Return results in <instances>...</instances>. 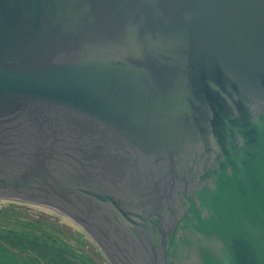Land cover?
Here are the masks:
<instances>
[{"label":"water","instance_id":"95a60500","mask_svg":"<svg viewBox=\"0 0 264 264\" xmlns=\"http://www.w3.org/2000/svg\"><path fill=\"white\" fill-rule=\"evenodd\" d=\"M0 198L133 264H264V0H0Z\"/></svg>","mask_w":264,"mask_h":264},{"label":"trees","instance_id":"16d2710c","mask_svg":"<svg viewBox=\"0 0 264 264\" xmlns=\"http://www.w3.org/2000/svg\"><path fill=\"white\" fill-rule=\"evenodd\" d=\"M20 203L0 204V264H99L86 253H95L92 256L100 264L109 263L87 239L76 238L74 229L58 216Z\"/></svg>","mask_w":264,"mask_h":264},{"label":"rangeland","instance_id":"374dc122","mask_svg":"<svg viewBox=\"0 0 264 264\" xmlns=\"http://www.w3.org/2000/svg\"><path fill=\"white\" fill-rule=\"evenodd\" d=\"M8 200H5L3 198H0V204H5L7 203ZM18 202H21L23 205H25L29 210H32V211H48V212H51L52 214L58 216L61 221L65 222L66 224L70 225L74 230V232L76 233L74 236L76 238H79V239H82V237H84L85 239H87L89 241V244L91 245V247L93 248V250L98 253V256L101 255L102 253L100 252V250L98 249V247L96 246V244L94 243V241L92 240L91 237H89L83 230L82 227H80L79 225H77L73 219H71L70 217L68 216H65L62 211H58V209L52 207V206H49V205H44V204H41V203H32V202H23V201H19L17 200ZM20 203V204H21ZM81 233V234H80ZM75 243V242H73ZM98 251V252H97ZM8 256H9V253L8 251H6ZM95 253H93L92 255H94ZM91 255V253H90ZM86 253V258L88 259H91L92 261L96 262V263H99V260H97L96 258H94V256H90ZM97 256V258H98ZM103 256V255H102ZM104 257V256H103ZM105 258V257H104ZM106 259V258H105ZM110 264V263H108Z\"/></svg>","mask_w":264,"mask_h":264},{"label":"flooded vegetation","instance_id":"af4514ba","mask_svg":"<svg viewBox=\"0 0 264 264\" xmlns=\"http://www.w3.org/2000/svg\"><path fill=\"white\" fill-rule=\"evenodd\" d=\"M86 228L94 233V235L97 234L95 235L96 239L99 240L100 244L105 248V250L111 257V260H113L115 264H133V261L130 258L124 256L123 253L114 248L111 243L104 241L102 238L98 237V233H96L93 229H91L90 227Z\"/></svg>","mask_w":264,"mask_h":264}]
</instances>
